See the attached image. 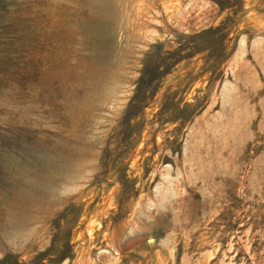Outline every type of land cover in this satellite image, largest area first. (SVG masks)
Segmentation results:
<instances>
[{
  "label": "rangeland",
  "instance_id": "obj_1",
  "mask_svg": "<svg viewBox=\"0 0 264 264\" xmlns=\"http://www.w3.org/2000/svg\"><path fill=\"white\" fill-rule=\"evenodd\" d=\"M114 1L117 76L82 120L86 5L0 0V264H264V0ZM65 137L82 153L11 226Z\"/></svg>",
  "mask_w": 264,
  "mask_h": 264
},
{
  "label": "bare ground",
  "instance_id": "obj_2",
  "mask_svg": "<svg viewBox=\"0 0 264 264\" xmlns=\"http://www.w3.org/2000/svg\"><path fill=\"white\" fill-rule=\"evenodd\" d=\"M81 1L83 5H86L88 11L85 14L86 17H78L83 24L79 31L83 32V40L85 38L90 39L88 45L85 46L89 50V55H84L81 59L74 60V63H71L74 65L67 66L66 74L72 75L76 87L82 90V99L75 102V107L70 106L71 114L69 116L72 118L82 117L83 120L86 116L84 112L90 110V108L98 107L99 100L107 94L113 78L117 76L113 62L105 57L116 49L114 45L116 2L114 0ZM55 8L60 20L65 21L64 8H61L59 4ZM71 10L74 14L80 13V7L78 5L74 7V10L71 6ZM95 10L97 12L101 11L103 14H108V18H104L101 13L98 14ZM100 36L109 39L105 45L107 52L98 43ZM76 40V32L74 30L70 31L68 44L71 45ZM62 139L52 152L44 151L47 155L41 158L40 163H37L42 177L45 178H32L25 182L26 185L32 186L33 193L35 194L32 197H26L23 194L25 184L16 193V201L11 202L7 211L11 226H14L15 222L18 223L19 221L23 222L25 220L24 210L33 209L31 204H29L28 198L33 199L35 202L38 200L45 201L48 199V196L49 198L52 196L54 192L51 186L54 181L61 179V169L71 164L72 158L75 155L82 153L80 147L82 145L81 139L75 143L71 142L67 137Z\"/></svg>",
  "mask_w": 264,
  "mask_h": 264
}]
</instances>
